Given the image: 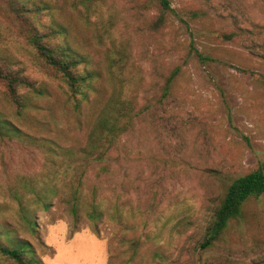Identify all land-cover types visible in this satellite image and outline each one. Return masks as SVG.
I'll list each match as a JSON object with an SVG mask.
<instances>
[{
	"label": "rangeland",
	"instance_id": "374dc122",
	"mask_svg": "<svg viewBox=\"0 0 264 264\" xmlns=\"http://www.w3.org/2000/svg\"><path fill=\"white\" fill-rule=\"evenodd\" d=\"M42 1L94 60L103 101L131 97L139 113L101 170H81L86 200L97 189L101 218L93 224L81 212L69 235L72 219L58 197L47 211L36 200L49 197L47 142L83 146L98 106L73 113L0 11V62L49 83L50 92L29 98L18 117L0 88V115L20 133L0 138V243L24 241L42 264H264V194L245 205L219 241L200 248L220 195L218 175L259 165L264 173V0H167L170 10L156 33L148 28L159 12L152 0H99L88 19L75 0ZM109 48L125 58L119 79L111 75Z\"/></svg>",
	"mask_w": 264,
	"mask_h": 264
},
{
	"label": "trees",
	"instance_id": "16d2710c",
	"mask_svg": "<svg viewBox=\"0 0 264 264\" xmlns=\"http://www.w3.org/2000/svg\"><path fill=\"white\" fill-rule=\"evenodd\" d=\"M98 1L75 0L74 9L82 18L88 19L89 14L97 11ZM152 1L159 12L148 28L151 33H156L164 24V13L170 9L167 0ZM0 11L8 18L12 31L24 39L37 72L49 83L55 84L54 87L65 97V103L73 113L79 115L84 106L90 103L98 106L83 146H62L52 138L47 142L53 170L50 178L48 175L44 177L48 183L43 191L49 197L43 196L36 200L41 201V208L47 211L51 207L50 199L58 197V202L66 206L72 219L71 235L76 231L81 212L93 224L101 218L100 205L96 203L97 189L92 188L89 192L90 198L86 200L81 186V170L84 165H96L98 170L102 169L101 163H104L106 154L111 151L115 139L127 129L139 110L135 109L131 97L120 100L116 94L103 101L97 87L100 75L94 60L82 53L83 50L72 41L71 35L62 25L55 23L48 4L42 0H0ZM107 51L109 68L112 71L110 73L119 79L123 71L122 61L125 59L123 52L112 48ZM177 73V70L172 71L165 80L162 98L168 94ZM49 83L37 81L23 74L18 67L0 62V88L5 101L15 109L18 117L23 116L29 107V98L33 96L44 99L49 96ZM19 134L0 115V138ZM218 176L220 195L205 225L201 249L219 241L230 222L243 215L245 205L264 194V173L260 165L243 175ZM28 188L34 196L36 189L31 185ZM29 215L27 210H23L21 219L31 228L34 222L29 219ZM8 234L9 232H4L2 235L7 238ZM0 259L1 264H42L34 257L30 245L20 240H12L8 245L0 243Z\"/></svg>",
	"mask_w": 264,
	"mask_h": 264
}]
</instances>
